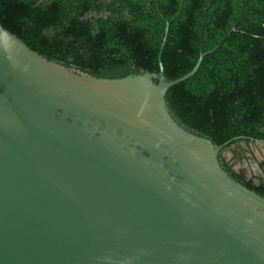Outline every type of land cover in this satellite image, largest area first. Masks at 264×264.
Listing matches in <instances>:
<instances>
[{"label":"water","instance_id":"95a60500","mask_svg":"<svg viewBox=\"0 0 264 264\" xmlns=\"http://www.w3.org/2000/svg\"><path fill=\"white\" fill-rule=\"evenodd\" d=\"M166 34L158 73L106 79L0 25V264H264V196L164 100L211 51L167 81Z\"/></svg>","mask_w":264,"mask_h":264},{"label":"trees","instance_id":"16d2710c","mask_svg":"<svg viewBox=\"0 0 264 264\" xmlns=\"http://www.w3.org/2000/svg\"><path fill=\"white\" fill-rule=\"evenodd\" d=\"M0 25L47 60L97 78L158 73L165 29L167 81L211 51L166 91V107L188 132L230 141L221 167L264 196V176L234 169L246 159L239 142L264 143V0H0Z\"/></svg>","mask_w":264,"mask_h":264},{"label":"rangeland","instance_id":"374dc122","mask_svg":"<svg viewBox=\"0 0 264 264\" xmlns=\"http://www.w3.org/2000/svg\"><path fill=\"white\" fill-rule=\"evenodd\" d=\"M238 145L241 149L246 151V159H244L240 163H236L234 169H245L247 175H249V172H254L258 175L264 176V163L262 167L259 166V163H262L264 161V143H251L249 145H246L241 141L238 143ZM248 148L251 149L254 157H251L250 153L247 151ZM220 156L227 161L230 160L232 156L231 148L224 149L221 152Z\"/></svg>","mask_w":264,"mask_h":264},{"label":"flooded vegetation","instance_id":"af4514ba","mask_svg":"<svg viewBox=\"0 0 264 264\" xmlns=\"http://www.w3.org/2000/svg\"><path fill=\"white\" fill-rule=\"evenodd\" d=\"M253 175H257V174L254 173V172H249V175H247V176L250 177V176H253Z\"/></svg>","mask_w":264,"mask_h":264}]
</instances>
